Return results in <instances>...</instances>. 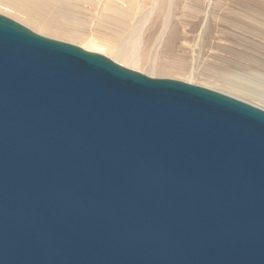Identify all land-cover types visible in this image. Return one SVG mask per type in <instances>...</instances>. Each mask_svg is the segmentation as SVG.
I'll return each mask as SVG.
<instances>
[{"label":"water","instance_id":"95a60500","mask_svg":"<svg viewBox=\"0 0 264 264\" xmlns=\"http://www.w3.org/2000/svg\"><path fill=\"white\" fill-rule=\"evenodd\" d=\"M0 264H264V109L0 14Z\"/></svg>","mask_w":264,"mask_h":264},{"label":"rangeland","instance_id":"374dc122","mask_svg":"<svg viewBox=\"0 0 264 264\" xmlns=\"http://www.w3.org/2000/svg\"><path fill=\"white\" fill-rule=\"evenodd\" d=\"M119 1L129 16L124 30L114 21L101 22L99 14L105 13L104 0L75 1L74 13L85 25L76 39L38 33L28 26L37 34L80 47L83 40L93 37L99 39L97 43L110 39L124 45L136 23L150 13L141 36L140 61L148 66L155 63L158 71L153 74L149 68L128 67L106 55L108 58L153 78L203 86L264 109V0ZM10 12L13 11L0 8L1 15L15 16ZM167 13L170 25L162 33ZM12 19L28 28L17 16ZM230 85L253 96L233 93L227 89Z\"/></svg>","mask_w":264,"mask_h":264},{"label":"bare ground","instance_id":"6f19581e","mask_svg":"<svg viewBox=\"0 0 264 264\" xmlns=\"http://www.w3.org/2000/svg\"><path fill=\"white\" fill-rule=\"evenodd\" d=\"M75 1L78 2L82 0H0V8L13 11L10 13H14L20 21L26 23L27 26L29 25L33 27L38 33L42 32L47 33L48 35L53 34L76 39L79 32H81V28L83 29L85 25L82 19L74 13L77 8ZM104 3L105 8L103 11H105V13L102 15L99 14L101 22L110 24V21H114L118 24L117 27H123L124 30L128 23L125 21L129 17L126 11L127 9L122 6L119 0H104ZM155 3L157 2L155 1ZM165 3L166 1H164V4ZM168 13L164 17L162 33H165L170 25V16ZM113 15L115 18H113ZM149 15L150 13L145 17H142L141 21L136 23L132 32L129 34L130 36L127 35L128 38H126L124 45L114 44L110 39L97 43L99 39L93 37L88 40H83L84 44H82L81 47L90 52L111 56L112 59L119 61V63L126 64L128 67L149 68L152 70L153 74H155L156 71H158L155 63H153V66H148L143 65L140 61L141 36L149 19ZM13 17H11V19ZM111 25L113 26V24ZM227 89L233 93H242L239 90L234 89L231 85L228 86ZM243 94L248 93L244 92L242 95ZM250 94L253 96V93ZM250 96L251 95L248 97Z\"/></svg>","mask_w":264,"mask_h":264}]
</instances>
